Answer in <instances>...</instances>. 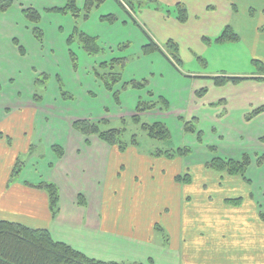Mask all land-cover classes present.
<instances>
[{
	"label": "rangeland",
	"instance_id": "rangeland-1",
	"mask_svg": "<svg viewBox=\"0 0 264 264\" xmlns=\"http://www.w3.org/2000/svg\"><path fill=\"white\" fill-rule=\"evenodd\" d=\"M11 1L12 5L0 12V110L18 103L38 105V99L33 100L36 95L45 101L38 107L56 109L57 115H49L45 125L43 135L47 132L48 140L70 135L67 133L69 122L72 126L76 120H88L81 118L101 116L105 119L97 121L100 130H120L119 139L124 144L130 143L135 135L140 153L158 156L159 151L187 147L188 155L164 166L169 171L177 170L178 161L182 162L193 174L191 184L206 186L202 193L191 192L188 207H179L180 212L184 209L191 216V223L186 227L190 231L185 235L180 233L175 239L176 233L169 229L172 224L169 226L166 221L165 226L161 225L163 233L154 229L151 235L148 234V241H136L134 245L115 240L117 236L112 234L110 239L91 242L90 254L124 264H248L242 258L227 255L237 251L231 242V225L237 232L238 222L243 224L241 220L247 217L248 225L256 229L254 210L261 208L264 211V159H260L264 155V111L251 115L253 109L264 105V81L248 78L217 86L212 77H264V0H235L238 12L227 17L240 39L228 43H216L220 31L212 24V27L204 25L205 16L216 21L225 15L220 11V0H202V7L203 3L217 5L215 11L214 8L207 12L202 10V32L192 28L194 21L180 27L163 18L168 13L176 16L172 0H130L133 4V9H129L131 16L115 0H105L87 17H84L85 0H75L79 9L77 16L69 11L52 10L65 7L68 0ZM30 9L39 13L38 21L24 16L23 11ZM108 14L115 15L113 23L101 19ZM258 23H262L261 29L255 34L253 27ZM37 32L41 33V40ZM79 33L96 38L100 48L97 54H88L84 50ZM72 35L73 41L69 44L67 39ZM147 36L169 58L171 51L166 48V41L173 40L178 44L179 64L171 63L172 60L159 52H144L143 46L149 42ZM166 36L172 38L164 39L168 38ZM19 46H22V53ZM119 58L125 62L119 60L112 69H105L119 75L112 90H108L105 80L96 76L95 71L102 76L99 65ZM144 81L147 84L141 88L132 85ZM202 88L207 92L199 97L196 92ZM161 97L167 101L166 105ZM143 102L155 105L136 111L137 104ZM136 115L140 122L133 121ZM189 120L201 133V142L196 133L184 131V123ZM154 122H162L168 127L169 139L156 140L147 135L142 124ZM44 149L46 151V147L39 144L33 154L44 152ZM242 154L250 158L245 178L224 175L204 166L216 156L240 158ZM127 170L128 167L122 168L121 172ZM153 180L156 183L155 176ZM144 184L147 187L152 181ZM214 185H221L223 191L212 193L211 202L202 204V196ZM248 189L255 196V203L248 198ZM221 196L231 199L220 202ZM148 198L149 205L143 204L144 207L139 208L144 219L149 216L145 222L153 218L158 206H170L174 200L167 198V193L163 198ZM168 210V218L173 221L176 208ZM202 211H208L210 217H203ZM212 211L221 214L228 231L221 247L216 242V224L207 223L209 218L220 220L211 215ZM161 222H164L162 218Z\"/></svg>",
	"mask_w": 264,
	"mask_h": 264
},
{
	"label": "crops",
	"instance_id": "crops-1",
	"mask_svg": "<svg viewBox=\"0 0 264 264\" xmlns=\"http://www.w3.org/2000/svg\"><path fill=\"white\" fill-rule=\"evenodd\" d=\"M178 3L185 8V21L177 19ZM236 3L235 0H220L219 8L225 15L223 14L216 21L205 16L204 25L207 27L214 25L220 33L227 26L231 28V20L229 21L227 16L238 12ZM171 4L175 7L176 16L172 17L168 13L163 18L171 20L174 25L180 27H185L186 24L194 21L196 23L191 25L192 28L201 32L202 10L207 12L210 8H214L215 11L217 7L208 3H203L202 7V0H172ZM261 24L254 25L255 34L261 29ZM166 37L168 38L164 39L172 38ZM15 43L18 44L17 41ZM35 97L36 95L33 96V100ZM44 102L42 97H39L36 102L38 105L34 102L28 105L18 103L14 107L4 106L0 110V219L19 222L34 228L48 229L55 240L64 241L94 258L97 257L89 252L91 242L110 239L109 235L112 234L117 236L115 240H125L135 245L136 241L140 243L142 240L148 241L147 236L151 235L154 229L163 233L161 225L165 226L166 221L167 225L172 224L169 229L176 233L175 239L180 233L185 235V232L190 231L186 227L191 223V216L184 212V209L180 212L179 207L182 205L183 208L188 207L191 192L202 193L206 186L191 184L193 174L186 170L188 168L182 162L178 161L177 170L169 171L164 166L181 157L168 158L163 155L140 153L136 145H130L124 151H120L117 146L106 143L96 135L81 134L72 128L71 122L69 126L67 125L69 130L67 133L70 135H61L48 140L47 132L46 137L43 135L47 119L49 115L55 117L57 114L55 107H53L55 110L43 108L42 110L38 107ZM166 114H169V111ZM81 119L97 123L98 120L105 118L92 116ZM197 119L199 122L198 117ZM51 121L56 122L55 119ZM39 144H43L46 151L44 149V152H37L34 155ZM53 146L61 148V155L54 151ZM18 163L19 171L13 174V169ZM127 167L128 170L122 173L121 169ZM222 173L228 175L225 172ZM184 174L190 176V181L176 180V176ZM154 176L156 183L153 182ZM147 181H152V184L146 187L144 183ZM42 182L53 183L58 190V212L55 216L50 210L48 193L38 187ZM140 182L142 185L139 184ZM207 190H209L208 187ZM217 190L223 191V187L214 185L208 194L202 196V204H209L213 199L212 193H216ZM165 193L167 198H174L171 201L173 204L158 206L157 216L156 212H153V218L145 222L149 216L144 219L139 208H143V204L149 205L148 197L159 199L163 198ZM248 198L255 203V196L250 189H248ZM221 199L228 200L231 197L222 198L221 196L220 202ZM174 206L176 213L171 221L168 218V209ZM147 208L151 209L148 206ZM260 211L263 210L261 208L254 210L257 219L256 229L248 225L245 219L247 217L241 220L243 224L238 222L237 232L231 225V242L235 244L234 248L237 251L235 254L227 255L229 258L237 256L246 260L248 264L264 263V222L260 218ZM207 213L209 212L202 211L203 217L206 215L210 217ZM211 215L220 218V220L209 218L207 223L216 224L215 228H218L215 232L216 239L218 238L216 242L218 247H221L224 234L226 232L228 234V231L226 225L222 223L221 214L212 211ZM161 218L164 220L163 223Z\"/></svg>",
	"mask_w": 264,
	"mask_h": 264
},
{
	"label": "trees",
	"instance_id": "trees-1",
	"mask_svg": "<svg viewBox=\"0 0 264 264\" xmlns=\"http://www.w3.org/2000/svg\"><path fill=\"white\" fill-rule=\"evenodd\" d=\"M105 0H85L84 1V17H87L89 12L102 4ZM123 9H125L128 14L130 13L129 9H133L132 2L130 0H115ZM12 5L11 0H0V12L6 11ZM130 7L127 9V7ZM56 12L69 11L73 13L74 16L79 14V9L76 6L75 0H68L66 6L60 9H52ZM177 19L179 21H185L186 11L185 8L178 3L176 6ZM23 14L29 20L34 22L38 21L40 15L35 10H24ZM130 15V14H129ZM131 16V15H130ZM102 20H107L110 23H113L116 20L114 14H108L101 17ZM133 22L136 21L132 18ZM77 33L76 29L74 30V35ZM38 39L41 40V33L37 32ZM79 40L82 44V47L88 54H97L100 50L98 45L95 42V37L89 36L84 33H79ZM73 35L70 36L67 41L69 44L73 41ZM148 37V36H147ZM149 42L143 46L144 52H159L167 57L161 47L151 38L148 37ZM239 40V35L235 33L229 26L223 29V31L215 38L216 43L223 42H234ZM167 49H170L171 53L168 52V59L172 60L171 63L178 65L181 61L178 58V46L173 40H168L165 43ZM19 51L22 53L21 46L18 47ZM119 60L125 62V59H112L110 62H102L99 66L103 71L101 76L99 73H96V76L105 80V86L108 90H112L113 82L119 79V75L113 73L111 70ZM264 68V67H263ZM106 71V72H105ZM116 74V75H115ZM248 78H253L256 80L264 81V77H237V76H226V75H217L213 76L212 80L215 85L222 86L228 82L238 83L242 80H247ZM109 80H111L109 82ZM133 82L134 87H143L147 83ZM207 92L206 88H202L196 92L197 96H203ZM35 99H39L38 96ZM161 100L164 102V105L167 104V101L161 97ZM154 103H138L136 106V111L140 112L145 110V108H151ZM264 111V105L253 109L251 115L259 114ZM250 117V115L248 116ZM247 117V118H248ZM133 121L140 122L139 117L133 116ZM72 127L76 129L83 135H96L106 143L110 145H115L120 151H124L130 145H137V140L135 135L132 137L130 143H122L119 139L121 134L120 130L109 129V130H100L97 123L91 122L88 120H76L73 122ZM142 128L145 130L147 135L150 138L156 140H167L170 138V131L168 127L162 122L154 123H143ZM184 131L190 133H196L197 140L202 141L201 133L196 130L192 125V120L190 122L184 123ZM54 151L61 155V148L58 146H53ZM189 153L187 147L177 148L175 150L169 151H159L158 155H165L168 158L171 157H182L186 156ZM260 159H264V155ZM250 164V158L247 154H242L238 159L233 158H222L219 156L213 157L210 161L205 163V166L217 171L225 172L228 175H240L245 178L246 169ZM19 171V163L13 169V174H17ZM12 174V175H13ZM176 180L180 182L190 181V176L188 174L176 176ZM38 187L44 189L49 196L50 201V210L53 216L58 212V190L53 183L42 182ZM260 218L264 222V211L259 212ZM0 264H124L117 261H107L102 259H97L90 257L84 252L74 248L70 244L55 240L48 229L45 228H34L27 225H24L19 222L9 221L0 219Z\"/></svg>",
	"mask_w": 264,
	"mask_h": 264
}]
</instances>
